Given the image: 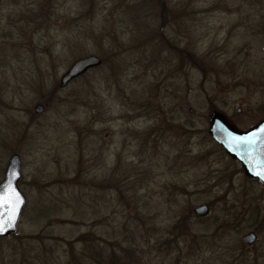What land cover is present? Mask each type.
I'll use <instances>...</instances> for the list:
<instances>
[{
  "label": "rangeland",
  "instance_id": "rangeland-1",
  "mask_svg": "<svg viewBox=\"0 0 264 264\" xmlns=\"http://www.w3.org/2000/svg\"><path fill=\"white\" fill-rule=\"evenodd\" d=\"M213 112L264 116V0H0V182L17 155L26 200L0 264H264V190L208 136Z\"/></svg>",
  "mask_w": 264,
  "mask_h": 264
},
{
  "label": "water",
  "instance_id": "water-1",
  "mask_svg": "<svg viewBox=\"0 0 264 264\" xmlns=\"http://www.w3.org/2000/svg\"><path fill=\"white\" fill-rule=\"evenodd\" d=\"M102 62L97 57H87L76 61L70 69L62 76L60 80V87H66L70 82L80 78L87 72L99 68ZM34 112L40 114L43 112V107L37 105ZM264 120H262L255 128L242 132L236 129L229 121L220 113L213 112L209 118V127L207 130L208 136L217 143L224 153L232 160L238 161L244 175L250 179H258L264 183V176H258L257 173L264 172ZM255 135L259 143L253 142L252 145H238L237 138H246ZM263 153V154H262ZM21 178L20 160L17 155H12L6 165L3 179L0 182V192H3L5 187L9 184L13 185L19 193L20 206L19 214L14 223L9 225L4 232L0 233V239H6L15 235L22 210L25 206L26 200L24 195L18 188V183ZM207 207H201L194 210V214L203 218L207 215ZM7 219V217H5ZM252 236L248 235L243 238V243L249 244Z\"/></svg>",
  "mask_w": 264,
  "mask_h": 264
},
{
  "label": "trees",
  "instance_id": "trees-1",
  "mask_svg": "<svg viewBox=\"0 0 264 264\" xmlns=\"http://www.w3.org/2000/svg\"><path fill=\"white\" fill-rule=\"evenodd\" d=\"M76 243L90 246L92 245V239L88 235H81L75 239ZM72 252V251H71ZM90 251L87 252L86 248H82L78 254H72L70 257L69 264H129V261L132 259L135 264L137 263V257L132 255V252L127 251H117L114 250H101L94 254L91 257ZM86 257V258H85ZM85 259V261H84Z\"/></svg>",
  "mask_w": 264,
  "mask_h": 264
},
{
  "label": "snow or ice",
  "instance_id": "snow-or-ice-1",
  "mask_svg": "<svg viewBox=\"0 0 264 264\" xmlns=\"http://www.w3.org/2000/svg\"><path fill=\"white\" fill-rule=\"evenodd\" d=\"M264 133V129H261ZM253 142L259 143L255 135L246 138H237L238 145H252ZM258 176H264V172L257 173ZM19 193L11 184L7 185L3 192H0V233L14 223L19 214L20 206ZM7 217V219H5Z\"/></svg>",
  "mask_w": 264,
  "mask_h": 264
},
{
  "label": "flooded vegetation",
  "instance_id": "flooded-vegetation-1",
  "mask_svg": "<svg viewBox=\"0 0 264 264\" xmlns=\"http://www.w3.org/2000/svg\"><path fill=\"white\" fill-rule=\"evenodd\" d=\"M237 113H241V109H238L237 110ZM262 120H264V116H262L260 119L256 120L249 128H255ZM248 129H246V130H248ZM240 131H245V130H240ZM236 163L240 166L239 162H236ZM240 169H241V166H240ZM241 172L243 173L242 169H241ZM245 178L247 180L251 181L252 183H255V184H258V185L262 186V189L264 190V183H262L260 180H258V179H250V178H247V177H245ZM248 235H251L252 236V238L250 240V243L249 244L243 243V244L246 247H249L250 248V247H252L256 243L257 236H256V233L255 232H250V233H248Z\"/></svg>",
  "mask_w": 264,
  "mask_h": 264
}]
</instances>
